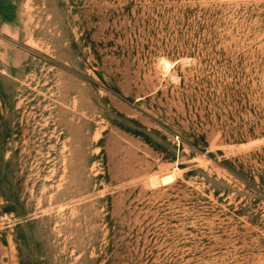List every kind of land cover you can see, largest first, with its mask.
I'll list each match as a JSON object with an SVG mask.
<instances>
[{
    "label": "rangeland",
    "instance_id": "1",
    "mask_svg": "<svg viewBox=\"0 0 264 264\" xmlns=\"http://www.w3.org/2000/svg\"><path fill=\"white\" fill-rule=\"evenodd\" d=\"M0 264H264V0H0Z\"/></svg>",
    "mask_w": 264,
    "mask_h": 264
},
{
    "label": "trees",
    "instance_id": "2",
    "mask_svg": "<svg viewBox=\"0 0 264 264\" xmlns=\"http://www.w3.org/2000/svg\"><path fill=\"white\" fill-rule=\"evenodd\" d=\"M225 163H227L229 166H227V169L230 171V172H233V173H237V170H236V168L234 167V166H232L231 165V163H229V162H225Z\"/></svg>",
    "mask_w": 264,
    "mask_h": 264
},
{
    "label": "built area",
    "instance_id": "3",
    "mask_svg": "<svg viewBox=\"0 0 264 264\" xmlns=\"http://www.w3.org/2000/svg\"><path fill=\"white\" fill-rule=\"evenodd\" d=\"M178 140H179V138L176 137V138H175V141H176L177 144H179V141H178Z\"/></svg>",
    "mask_w": 264,
    "mask_h": 264
},
{
    "label": "bare ground",
    "instance_id": "4",
    "mask_svg": "<svg viewBox=\"0 0 264 264\" xmlns=\"http://www.w3.org/2000/svg\"><path fill=\"white\" fill-rule=\"evenodd\" d=\"M165 64L167 65V63L165 62Z\"/></svg>",
    "mask_w": 264,
    "mask_h": 264
}]
</instances>
